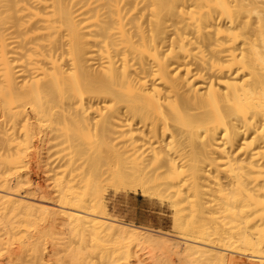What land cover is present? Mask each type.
<instances>
[{
    "label": "bare ground",
    "instance_id": "1",
    "mask_svg": "<svg viewBox=\"0 0 264 264\" xmlns=\"http://www.w3.org/2000/svg\"><path fill=\"white\" fill-rule=\"evenodd\" d=\"M47 120L54 193L29 173ZM0 143L7 264H264V0H0ZM105 183L173 235L109 217ZM39 214L69 239L49 259Z\"/></svg>",
    "mask_w": 264,
    "mask_h": 264
},
{
    "label": "rangeland",
    "instance_id": "2",
    "mask_svg": "<svg viewBox=\"0 0 264 264\" xmlns=\"http://www.w3.org/2000/svg\"><path fill=\"white\" fill-rule=\"evenodd\" d=\"M49 120H47V121H42V123L41 122H39L40 123V125L39 124H36L35 126H38V128L36 127V131L38 130L39 132L38 133H42V132H44L45 133V131L44 130H47V129H49V127L51 126V123H49L48 122ZM45 122V123H44ZM48 123V124H47ZM44 125V126H43ZM48 127V128H47ZM46 128V129H45ZM37 133V132H36ZM44 133H42V134H37V136H36V139H38V140H34V144H35V150H34V152H33V154H29V160H30V169L31 170H29V173H30V177H31V179L32 180H34L35 182H37V183H39V184H41L42 185V187H43V189H46L45 187V184L46 183H48V184H46V185H48L47 186V190L49 189V188H51V189H49V190H51L50 192L51 193H54L55 191H56V189H57V186H55L56 184L55 183H57V181H59V180H57V178L59 179V174L58 173H56V175H55V173L52 171V173H51V169L53 168L52 166H49L50 165V163H52L51 162V160L53 161V159L55 158V157H52V156H58V155H55L54 153L56 152L55 150V152L53 153V151H52V149H51V151H52V153H50V157L52 158V159H49L48 160V158H50L49 157V155H47V156H45L46 154H49V152L50 151H48L49 149H47V150H45L44 149V147L46 146V145H43V144H41L42 142V137L41 136H43V134ZM37 137H40V140H39V138H37ZM35 141H38V142H35ZM1 144V143H0ZM43 145V146H42ZM42 148V149H41ZM46 148H48L47 146H46ZM2 145H0V172H1V169H2V167H1V159L4 161V160H7L9 157H10V155H11V153H12V151H10V150H7L6 149V154H5V149H2ZM44 149V150H43ZM56 149V148H55ZM37 151V152H36ZM39 151V152H38ZM48 152V153H46V152ZM7 153H9V154H7ZM44 153H46V154H43ZM39 154V155H38ZM56 154H57V152H56ZM6 155H7V157H6ZM41 155V156H40ZM33 156V157H32ZM43 159H42V158ZM6 158V159H5ZM46 158V159H45ZM28 159V158H27ZM33 159V160H32ZM46 160V162L47 161H50V163L48 164V163H44V161ZM31 160H32V162H31ZM35 160H37V161H35ZM40 160H42V161H40ZM44 160V161H43ZM34 162H35V164H34ZM41 162V163H40ZM40 164V165H37V164ZM45 164L44 166L43 165H41V164ZM48 164V165H47ZM32 165V166H31ZM33 165L36 167H38V169L40 168V170H37L35 167H33ZM47 165V166H46ZM51 165H54V164H51ZM43 166V167H42ZM46 167H47V169H46ZM50 169H49V168ZM34 168V169H33ZM42 168H43V170H45V171H41L42 170ZM53 170V169H52ZM8 170H6L5 171V173L7 174L8 172L9 173H11L10 172V170L7 172ZM30 171H32V172H30ZM43 172V173H42ZM45 172V173H44ZM50 172V173H49ZM56 172V171H55ZM8 173V174H9ZM54 173V174H53ZM7 174V175H8ZM49 174H51V175H49ZM44 175H47V176H44ZM55 175V176H54ZM57 175H58V177H57ZM51 177V178H50ZM57 177V178H56ZM54 178V179H53ZM45 179V180H44ZM47 179V180H46ZM51 179H52V182H51ZM49 180H50V182H49ZM57 180V181H56ZM46 181V182H45ZM51 184V185H50ZM59 184V183H58ZM57 184V185H58ZM51 186V187H50ZM53 186L56 188H53ZM104 186V188L102 187V190H103V196H104V198H105V204H106V206H107V209H108V214L110 215L109 217H111L112 219H115V220H118L119 222H121V224H123V225H125V226H127V227H129V229H132V230H135V231H140V232H148V233H150L153 237H155V238H168V237H170V236H172L173 235V224H172V217H171V215H172V210H171V208H170V206H169V204H167V203H165V204H162L159 200H157V199H153V198H151V199H149V197H144V196H142L141 195V193H134V192H130V191H128V190H124L123 188H120V189H116V188H113L114 186H112V185H106V183H105V185H103ZM108 186V187H107ZM49 187V188H48ZM53 188V189H52ZM48 190V191H49ZM36 202V201H35ZM37 203H38V205H40V206H42V205H44L43 203L41 204V202H38L37 201ZM1 205V204H0ZM0 208L3 210H0V214H1V216L3 215V213L2 212H4V211H6V208L4 207V205H3V207H1L0 206ZM5 208V209H4ZM42 215H40L39 214V216L38 217H41ZM38 217H36V220H35V218H34V220H33V222H32V224H30V222H29V227L27 226L28 225V223H27V225L25 224V225H23V232H22V236L24 237V240L26 239V241H30V242H35V241H32V239L33 240H36L37 242H38V244H41V246L39 245V247H41V248H39L40 249V251H42V253H44L45 255H46V258L47 259H49L50 257H51V255H52V253H54V251L57 249V250H59V248L61 247V243H64V242H66L67 240H69L68 239V236H67V231H63L62 230V228H61V226H60V230L59 229H56V228H54L55 229V231L54 230H52V229H50V226L48 225V223H47V221L45 220V218L42 216L41 218H38ZM1 218V217H0ZM38 218V219H37ZM44 221V222H43ZM35 224L37 225V226H35ZM48 225V226H47ZM32 226H33V228H32ZM35 226V227H34ZM31 227V228H30ZM1 228V227H0ZM25 228V229H24ZM27 228V229H26ZM37 228V229H36ZM52 228V227H51ZM29 229V230H28ZM49 229V230H48ZM31 231V232H30ZM27 232L29 233V235L31 236H29L28 234H27ZM51 232V233H50ZM53 232V233H52ZM64 232V233H63ZM2 233V232H1ZM37 233H38V235H37ZM56 233H59V234H56ZM65 233H66V235H65ZM33 234V235H32ZM48 234V235H47ZM27 235V236H26ZM31 238H29V237ZM48 236H51V237H48ZM57 236H59V237H57ZM65 236V237H64ZM162 236V237H161ZM25 237H27L28 239H30V240H28L27 238H25ZM37 237H39V239L37 238ZM44 238V239H43ZM55 238V239H54ZM65 239V240H63V239ZM41 239V240H40ZM57 239V240H56ZM59 239V240H58ZM44 241V242H43ZM63 241V242H62ZM49 242V243H48ZM57 242V243H56ZM59 242V243H58ZM53 243V244H52ZM43 245V246H42ZM51 245V246H50ZM58 245V246H57ZM45 246V247H44ZM43 248V250H41ZM44 249H45V251H44ZM52 250V251H51ZM44 251V252H43ZM47 251V252H46ZM147 252V251H143V252H141V255L143 256V258H148L147 256H148V254L145 253ZM51 254V255H50ZM49 256V257H48ZM3 257V256H2ZM2 257H0V264H7V261H6V259H5V257L4 258H2ZM59 257V256H58ZM54 258H57L56 256L55 257H52V260H50V262H49V260L47 261V262H49L50 264H53V263H55L54 262ZM171 259H170V263L171 264H179V262H178V260H177V258L175 257V256H173V257H170ZM5 259V260H4ZM147 260V259H146ZM148 261V260H147ZM146 261V262H147ZM46 262V263H47ZM149 262V261H148ZM45 263V264H46ZM49 263H47V264H49ZM25 264H28V263H25ZM30 264V263H29Z\"/></svg>",
    "mask_w": 264,
    "mask_h": 264
}]
</instances>
